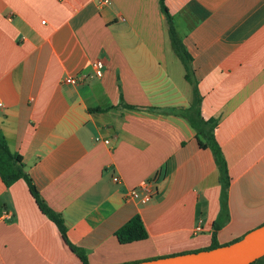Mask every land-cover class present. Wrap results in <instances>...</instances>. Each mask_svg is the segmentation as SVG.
<instances>
[{
  "label": "crops",
  "instance_id": "1",
  "mask_svg": "<svg viewBox=\"0 0 264 264\" xmlns=\"http://www.w3.org/2000/svg\"><path fill=\"white\" fill-rule=\"evenodd\" d=\"M164 2L191 81L160 0H0V130L89 264L202 250L217 225L223 245L264 224V0ZM193 83L203 116L218 120L227 185L172 111L191 105ZM155 176L149 202L127 200ZM136 214L148 238L120 243L116 230ZM0 264H83L24 179L6 186L0 176Z\"/></svg>",
  "mask_w": 264,
  "mask_h": 264
},
{
  "label": "trees",
  "instance_id": "2",
  "mask_svg": "<svg viewBox=\"0 0 264 264\" xmlns=\"http://www.w3.org/2000/svg\"><path fill=\"white\" fill-rule=\"evenodd\" d=\"M160 3L162 11L167 19L171 45L176 54L183 61L186 69V76L189 81H191L192 57L188 52L183 40L177 33L173 17L170 14L164 0H160ZM193 85V102L191 103V105L187 108H175L172 111L183 116L189 121L192 127L196 130V137L201 148L211 149L215 157V162L220 171L221 180L223 184L227 185L230 181L229 167L221 145L219 144L215 135V128L217 126L218 120L215 118H205L203 116L201 109L202 97L200 95L197 85L195 83H193ZM0 176L6 186H11L16 181L24 179L27 182L29 190L35 198L36 203L38 204L41 211L46 214L52 221L55 222L62 237L65 239L66 243L70 246V248L81 258L83 264H89L87 252L85 250L77 248L76 246H73L68 241L67 228L65 226L63 218L59 213L51 209L42 199L39 191L33 183L32 178L25 169L23 157L10 148L7 138L2 130H0ZM218 227V225L215 226V231L212 234V243L206 249L215 248L221 245L217 239ZM115 235L120 243L127 244L147 239L149 233L141 216L136 214L131 219H129L124 225L118 228L115 232ZM236 240H233L232 242Z\"/></svg>",
  "mask_w": 264,
  "mask_h": 264
},
{
  "label": "water",
  "instance_id": "3",
  "mask_svg": "<svg viewBox=\"0 0 264 264\" xmlns=\"http://www.w3.org/2000/svg\"><path fill=\"white\" fill-rule=\"evenodd\" d=\"M264 256V224L238 240L211 249L185 252L130 264H251Z\"/></svg>",
  "mask_w": 264,
  "mask_h": 264
},
{
  "label": "built area",
  "instance_id": "4",
  "mask_svg": "<svg viewBox=\"0 0 264 264\" xmlns=\"http://www.w3.org/2000/svg\"><path fill=\"white\" fill-rule=\"evenodd\" d=\"M110 0H102L103 4L109 3ZM93 70H94V75L97 77H101L104 73V68H105V61L102 58H98L93 62ZM89 75L82 73L79 75H67L63 77L62 82L66 84H73L77 85L79 83H82L85 81L86 78H88ZM100 139L97 137V140ZM105 143H109V140H105ZM120 177L119 176H114V181L119 182ZM158 182L159 178L158 177H152L146 180H143L140 182V184L136 187H133L129 189L125 197L127 200H136L141 203H147L149 202L154 194L157 192L158 189ZM203 223L204 221L201 219L195 226V232L199 233L203 231Z\"/></svg>",
  "mask_w": 264,
  "mask_h": 264
},
{
  "label": "rangeland",
  "instance_id": "5",
  "mask_svg": "<svg viewBox=\"0 0 264 264\" xmlns=\"http://www.w3.org/2000/svg\"><path fill=\"white\" fill-rule=\"evenodd\" d=\"M252 264H264V258L263 259H260V260H257V261H255Z\"/></svg>",
  "mask_w": 264,
  "mask_h": 264
}]
</instances>
